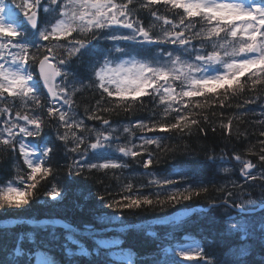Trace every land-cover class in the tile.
<instances>
[{
	"label": "snow or ice",
	"instance_id": "1",
	"mask_svg": "<svg viewBox=\"0 0 264 264\" xmlns=\"http://www.w3.org/2000/svg\"><path fill=\"white\" fill-rule=\"evenodd\" d=\"M141 13L148 14L147 26ZM165 45H171V50L164 51ZM85 89L99 95L91 109L85 108L87 119L98 121L99 128L78 118L75 97ZM246 92L257 94L236 106L240 115L220 122L228 138L233 135V120L241 121L250 111L246 105L259 104L261 110L252 115L259 116L255 123L264 127V0H0V148L12 153L17 173L0 182V211L31 207L40 186L55 177L51 161L61 147L65 154L77 157L67 165L69 175L85 171L115 175L129 169L125 158L137 160L145 153L147 158L140 162L147 170L158 159L149 146L161 149L163 137L136 136L137 130L190 134L196 127L205 133L200 124L208 123L207 113L216 106L231 107L229 102ZM145 97L154 105L147 119L113 127L105 118L119 111L133 113L137 106L144 109ZM17 102L19 108L13 111ZM50 121L57 124L54 139L46 132ZM125 135L128 139L120 143ZM242 136L246 138L237 129V140ZM259 137L258 151L251 145L243 156L221 149L219 156L206 157L241 165L239 182L221 183L215 190L222 199L209 201L226 216L225 235L241 241L232 257L214 258L192 242L174 246L175 259L164 264L197 258L203 264H249L248 245L257 242L254 237L264 247V130ZM247 156L257 157L258 162ZM18 159L26 166V174ZM218 171L235 175L234 166ZM147 174L148 186L157 188L155 193L141 194L144 185L137 186L129 178L121 188L124 194L106 207L120 211L164 207L208 192L203 186L178 188L167 175ZM256 181L261 184L253 198L250 189L257 187ZM65 191L57 181L45 195L62 201ZM257 206L261 210L258 225L253 216ZM21 223L32 230L11 236L0 232L5 240H12L0 264H80L78 257L93 252L116 255L101 247L108 243L102 238L92 252L84 246L81 237L100 235L92 225L80 227L51 218ZM26 242L31 247H25ZM56 249L63 253V260L55 255ZM119 255L125 258L120 264H134L131 249L120 248ZM104 264L117 262L107 259Z\"/></svg>",
	"mask_w": 264,
	"mask_h": 264
},
{
	"label": "trees",
	"instance_id": "2",
	"mask_svg": "<svg viewBox=\"0 0 264 264\" xmlns=\"http://www.w3.org/2000/svg\"><path fill=\"white\" fill-rule=\"evenodd\" d=\"M160 12L164 14L163 7L160 8ZM140 15L144 19L145 26H147L149 23L148 14L141 13ZM169 15L171 16V14ZM158 28L159 26H157V30ZM171 47V45H165L163 46V50L169 51ZM155 50L153 48V51ZM209 50L211 49L209 48ZM256 94L246 92L243 96L231 100L229 102L231 107L223 109L219 106L213 107L207 113L208 123L201 121L200 124V127L206 130L205 133H201L196 127L192 128L190 134L188 132L179 133L176 131L140 133L137 130L136 136L143 134L163 137L161 149L157 150L154 145L149 146L154 156L158 159L147 170L144 169L143 164L140 162L147 158V153H145L137 158V160L125 158L129 164V169L117 171L115 175L111 171L107 174L98 171H92L91 173L85 171L79 176L75 172L69 175L67 165L76 158V155L71 153L65 154L63 147H61L51 161L52 166L56 170V175L40 186L36 193V199L31 207L24 211H0V219L16 217L32 219L55 216L63 218L75 226L92 225L95 230L100 232L99 237L93 238L91 235L81 237V242L90 252L97 246V239L102 238L109 244H113L112 241L114 240H120L122 241L120 245L114 244L112 247H115L118 250L117 252H120V248L131 249L134 253V264L136 262H139V264H154V262L164 264L167 260L175 259L171 251L174 246L183 244V240L189 243L195 242L194 245L199 244L209 254H213L214 258L232 257V254L236 251V246L241 241L235 235H225L223 231L226 227L225 214L220 209L213 207L195 213L189 212L195 205L200 204L205 206L209 205V201L212 199L221 200L222 194L215 190L221 183L231 180H237L239 182V168L241 165L237 164L234 160L228 164L208 160L206 159L208 155L215 154L219 156L221 149H224L229 154L236 151L243 156L244 149L251 145L256 146V151L259 150L257 141L260 138L259 132L264 130V127L255 123L260 117L252 115V112H259L261 110L259 104L246 105L250 110L248 114L243 116L239 122L233 120V135L231 138H228L220 127L222 120L227 122L228 117L234 114H241L236 107L238 104H242L244 100ZM75 99L78 105V118L84 119L85 123L89 126L99 128L100 123L98 121L88 120L85 113V108L88 107L91 109L95 105L96 100L99 99V95L94 94L89 89H85L83 92L78 93ZM261 103H264V101ZM144 104L146 105L144 109H140L137 106L133 113L125 114L118 110L119 114H105V118L110 119L113 126L127 124L129 122L134 123L138 118L147 119L149 110L154 105L149 97L144 98ZM17 108H19V102L16 103L13 111ZM157 111L160 112L162 109H157ZM49 124L50 126L46 128V132L54 139L57 124L55 121H50ZM213 128H215V131H213ZM237 129L239 133H245L246 138L242 136L238 141ZM60 131L62 132L63 129H60ZM123 140L126 141V138L123 137ZM134 143H138V141L134 140ZM245 158L251 159L254 163L258 162L255 156H247ZM13 162L12 153L5 152L0 148V182L11 180L16 176L17 173L12 168ZM18 162L19 167L26 174V166L23 165L22 159H18ZM233 166L235 175H226L218 171L221 167ZM148 172H152L157 176L170 175L168 178L176 181V187L178 188L203 186L208 188V192L201 194L199 197H193L191 200L174 205H166L164 207H145L132 211H120L116 208L106 207L110 200H118L124 194L121 188L122 185L129 182V178L137 186L144 185L143 188L139 189L141 194L148 195L155 193L157 188L155 186H148V181L151 179L147 174ZM181 172L185 174L183 178L179 175ZM116 177H119V180ZM57 181L66 189L62 201L61 199L52 200L45 195L51 184ZM260 184V181H256L257 187L250 189L253 198L259 195ZM177 210H182L183 214L188 215H184L183 218H180L176 222L156 221L150 223L149 227L131 226L143 220L170 214ZM253 216L258 225L261 220V210H257ZM108 220H111V222L106 223L105 221ZM124 226L126 227L122 228ZM30 230H32L31 226L24 223L14 225L10 228H0V232L8 231L9 236L13 232L19 233ZM57 231L62 235L61 229L58 228ZM254 239L257 242L248 245L249 250L246 259L249 264H261L262 258H264V247L260 245L258 237H254ZM11 244V239L5 240L0 236V258H3L7 254L8 248L6 246H11ZM25 247H31V245H28L26 242ZM106 248L108 250L110 246ZM55 255L61 260L64 259L63 253L59 249L55 250ZM8 258L11 259V256H8ZM78 259L80 260V264H104L107 259L116 261L117 264L121 262L112 256L105 257L104 255H96L94 252L90 256H82L78 257Z\"/></svg>",
	"mask_w": 264,
	"mask_h": 264
},
{
	"label": "water",
	"instance_id": "3",
	"mask_svg": "<svg viewBox=\"0 0 264 264\" xmlns=\"http://www.w3.org/2000/svg\"><path fill=\"white\" fill-rule=\"evenodd\" d=\"M45 92H46V89H44ZM201 209L200 206H194L193 207V210H199ZM202 209H207V207H204ZM175 214H168V215H164V216H160V217H155V218H152L151 220H167V219H171L173 218V216H175ZM59 219V220H64L60 217H43V218H38L39 219ZM28 219H17V218H12V219H0V227H4L5 225V222H7V227H11L17 223H20L22 221H26ZM65 221V220H64ZM150 221V220H148ZM148 221H144L143 224H146ZM67 222V221H66ZM194 261V260H193ZM192 261H183L182 263L183 264H190Z\"/></svg>",
	"mask_w": 264,
	"mask_h": 264
},
{
	"label": "rangeland",
	"instance_id": "4",
	"mask_svg": "<svg viewBox=\"0 0 264 264\" xmlns=\"http://www.w3.org/2000/svg\"><path fill=\"white\" fill-rule=\"evenodd\" d=\"M120 131H122V127L120 128ZM119 134H120L119 132L116 133V135H119ZM123 137H125L126 140L128 139L127 135H125V136H123ZM123 137H122L121 140L119 141L120 143H124V142H125V141L123 140ZM105 222H106V223H110L111 220H108V221H105ZM183 244H186V243H183ZM112 245H114V244H109V243H107V245H106V246H110V249H108V251H110V252H112V253H116V255H114V256H112V257L115 258V259L118 260V261H123L125 258L122 257V256H120V255H119V252H117L118 250H116L115 247H112ZM106 246H104V247H106ZM172 255H173V254H172ZM196 264H203V263L197 262Z\"/></svg>",
	"mask_w": 264,
	"mask_h": 264
},
{
	"label": "bare ground",
	"instance_id": "5",
	"mask_svg": "<svg viewBox=\"0 0 264 264\" xmlns=\"http://www.w3.org/2000/svg\"><path fill=\"white\" fill-rule=\"evenodd\" d=\"M194 213H195V212H194ZM181 220H182V219H181ZM175 222H176V221H175ZM175 222H174V223H175ZM181 222H182V221H181ZM181 222H180V224H181ZM169 224H170V223H169ZM177 224H178V222H177ZM177 224H176V225H177ZM174 225H175V224H174ZM174 225H173V226H174Z\"/></svg>",
	"mask_w": 264,
	"mask_h": 264
}]
</instances>
